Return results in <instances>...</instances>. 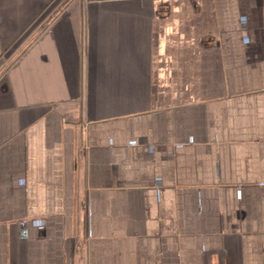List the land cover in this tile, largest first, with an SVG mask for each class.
I'll list each match as a JSON object with an SVG mask.
<instances>
[{
	"label": "crops",
	"instance_id": "0c3cea01",
	"mask_svg": "<svg viewBox=\"0 0 264 264\" xmlns=\"http://www.w3.org/2000/svg\"><path fill=\"white\" fill-rule=\"evenodd\" d=\"M0 264H264V0H0Z\"/></svg>",
	"mask_w": 264,
	"mask_h": 264
}]
</instances>
